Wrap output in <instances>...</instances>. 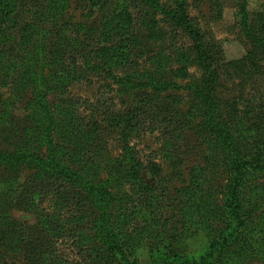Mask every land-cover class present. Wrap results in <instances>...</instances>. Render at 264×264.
Segmentation results:
<instances>
[{"label":"rangeland","instance_id":"1","mask_svg":"<svg viewBox=\"0 0 264 264\" xmlns=\"http://www.w3.org/2000/svg\"><path fill=\"white\" fill-rule=\"evenodd\" d=\"M8 1L18 18H0V115L8 113L0 121V211L44 244L0 247L5 264H264V156L243 175L245 223L227 206L234 166L264 148V0H188L208 48L170 17L175 0ZM125 8L126 37L136 35L139 46L106 64L99 48L115 44L116 14ZM207 65L218 72L212 90ZM133 109L139 117L124 122ZM71 125L75 142L97 129L91 149L104 151L96 158L102 182L125 208L114 210L125 223L119 232L143 237L126 259L92 257L91 245L70 232L51 243L42 237L53 198L30 200L32 187L46 179L41 160L50 143L70 146L59 129ZM124 131L138 159L159 164L148 180L165 206L154 215L140 213L137 184L123 167L116 171L126 163ZM41 248L53 254L44 258Z\"/></svg>","mask_w":264,"mask_h":264},{"label":"trees","instance_id":"2","mask_svg":"<svg viewBox=\"0 0 264 264\" xmlns=\"http://www.w3.org/2000/svg\"><path fill=\"white\" fill-rule=\"evenodd\" d=\"M4 2H1L0 18L2 21L11 20L13 25H15L18 17L14 11L18 6L16 7L15 2L12 6L13 9H8L9 1L6 0ZM188 6V0H175V7L170 11V17L175 20L177 25L188 30L195 44L208 48L209 46L206 45L204 40L207 33L203 32L198 22L189 16ZM116 17L118 22L114 28L116 33L115 44L113 47H100L99 50H102V52L98 51V54L102 56V60L105 59L106 64L112 60L117 62L127 60L130 55L128 44L139 46L140 43L136 35L131 34L126 37V33L131 28V14L128 9H122L116 14ZM206 69L211 72L207 86L212 90L214 89L218 72L209 65H207ZM135 112L134 109L132 111L129 110V113L125 114L123 121H128L132 124L133 118L139 117H133ZM6 114L8 113L5 112L0 115V121H6ZM116 120V118L111 119V122L114 123ZM171 120L172 124H177L178 122L174 118H171ZM179 124L180 128H182L181 123H178L177 126ZM56 128L57 126L55 125L53 129ZM75 128L77 127L71 125V127L64 126L59 129L63 131L61 135H64V140L66 139L70 142V146L64 147L61 144L53 145L50 143L49 156L47 159L41 160L43 166L47 168L45 170L46 179L34 183L32 187L33 192L30 200L35 197H41V201H44L48 196L53 198L54 211L49 214H42L41 225L43 228L42 233H44L42 237L46 238V243H51L52 239H58L70 232L69 236H78L77 244L87 243V245H91L89 250L92 257H98L101 255L100 252H104L101 255L103 258L120 255L126 259L130 250L140 245L143 237L140 234L133 236L119 232L120 226L125 225V223L122 220L123 218L116 215L114 210L116 207H120L121 210L125 208L121 206L122 203L119 202L118 194L111 191L104 181L102 182L101 167L97 163L96 158L102 157L104 151H102L101 147H96L94 150L91 149V142L97 134V129H87L84 132V138L75 142L73 137L71 138ZM130 134L131 132L126 131L123 133L127 142L124 155L126 163L116 168V171L123 167L126 170L125 177L137 184V192L141 201L140 213H148L151 216L165 206L160 200L161 195L158 194L157 189L154 187L155 183L148 180L152 175L158 177L159 164L153 163L151 166H147L138 159L136 149L131 147L128 139H126ZM48 136H51V133ZM91 151L92 153L89 155L88 153ZM252 153V159L243 162L246 166L242 163L234 166L235 177L227 188L228 215L231 216V219L235 218L236 224H243L246 221L240 213L241 208L243 209V203L240 199L243 175L248 171V166L253 168L262 167L264 148L255 149ZM24 155L30 157L32 153L26 151L23 153ZM114 175L112 177L113 180ZM127 197V203L131 202V196L127 195ZM192 206L198 211L200 210L197 202ZM68 212L70 213L69 216L66 215ZM71 224L72 226L74 224V226L69 229ZM24 226L25 224L22 222L13 219L9 211L1 210L0 247L11 248L17 245L19 241L28 242L35 250L43 246L44 243L39 241L38 237L33 238L34 236H31V234L29 236V231ZM140 233L144 234V230H141ZM36 240L39 243L35 246L34 241ZM38 253L44 258H49L53 254L43 248ZM5 261V257L0 253V264L3 262L5 264ZM55 264L58 263L56 262Z\"/></svg>","mask_w":264,"mask_h":264}]
</instances>
